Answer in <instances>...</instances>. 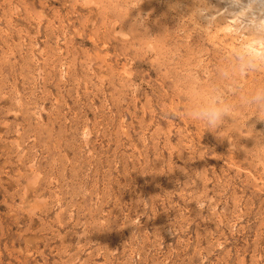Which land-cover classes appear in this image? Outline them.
Wrapping results in <instances>:
<instances>
[{
    "label": "rangeland",
    "instance_id": "1",
    "mask_svg": "<svg viewBox=\"0 0 264 264\" xmlns=\"http://www.w3.org/2000/svg\"><path fill=\"white\" fill-rule=\"evenodd\" d=\"M175 2L0 0V264H264V120L185 115L176 66L233 42Z\"/></svg>",
    "mask_w": 264,
    "mask_h": 264
},
{
    "label": "clouds",
    "instance_id": "2",
    "mask_svg": "<svg viewBox=\"0 0 264 264\" xmlns=\"http://www.w3.org/2000/svg\"><path fill=\"white\" fill-rule=\"evenodd\" d=\"M125 8L128 16L133 9L130 4L117 5L115 14L123 16L121 9ZM146 19L137 15L133 20L132 32L139 39L164 35H147ZM181 24L192 38L199 37L194 47L218 29H224L223 35L233 42L230 50L216 49V59L206 70L207 83L202 68L176 66L175 75L187 100L185 115L206 130L226 132L223 137L232 132L252 136V128L246 126L249 114L264 120V0H194L191 13ZM146 51L158 53L155 48ZM225 117H231L232 123L226 124ZM256 145H264V136L257 137ZM232 146L236 147L235 142Z\"/></svg>",
    "mask_w": 264,
    "mask_h": 264
},
{
    "label": "bare ground",
    "instance_id": "3",
    "mask_svg": "<svg viewBox=\"0 0 264 264\" xmlns=\"http://www.w3.org/2000/svg\"><path fill=\"white\" fill-rule=\"evenodd\" d=\"M168 1V0H167ZM171 1V0H170ZM173 2V1H172ZM212 2L213 3H215L216 2V0H212ZM163 3H164V1H163ZM176 4H181V5H183L184 7H186V12H187V14H185V16L186 15H189L190 13H191V9H192V7H193V4H194V0H176V2H175ZM173 4V3H172ZM168 5H171V4H168ZM168 5H167V7H168ZM172 6V5H171ZM173 6H176L175 4L173 5ZM218 6H220V7H222V5H218ZM164 8H165V6H164ZM185 9V8H184ZM179 10H181V8L179 9ZM175 13H177V11H175ZM179 13H180V11H179ZM179 13H177V15H179ZM181 15V14H180ZM179 15V16H180ZM183 17V16H182ZM223 32H224V29H218L217 30V32L216 33H214V34H212V35H218V34H221V35H223ZM224 36V35H223ZM225 37V36H224ZM226 38V37H225ZM222 43V42H221ZM231 47V46H230ZM233 47V46H232ZM30 168V167H29ZM17 179V178H16Z\"/></svg>",
    "mask_w": 264,
    "mask_h": 264
}]
</instances>
